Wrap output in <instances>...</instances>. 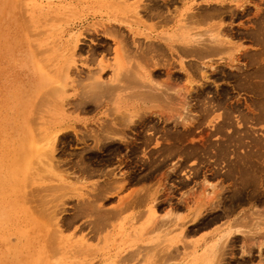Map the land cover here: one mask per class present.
Returning a JSON list of instances; mask_svg holds the SVG:
<instances>
[{"label":"rangeland","instance_id":"rangeland-1","mask_svg":"<svg viewBox=\"0 0 264 264\" xmlns=\"http://www.w3.org/2000/svg\"><path fill=\"white\" fill-rule=\"evenodd\" d=\"M116 1L18 0V3L14 0L12 13L0 17L3 23H0V264H51L52 261L55 264H260L261 260L264 264V246L261 250L258 248L264 243V0ZM24 4L25 8L21 7ZM191 12L197 14L189 20ZM94 28L98 29V34L92 33ZM203 30L208 31L201 33ZM185 31L200 32V38L206 34L205 40L218 32H226L232 42L228 43L230 48L223 43L226 48L221 46L225 49L218 45L200 47L219 49L217 52L211 50L204 58L199 53L185 55L182 49H187L188 45L181 35ZM175 35L180 37L175 38ZM73 36L81 39V49L75 52L77 68L67 80L66 96L79 100L90 96L88 86L92 79L88 73L106 67L105 62L108 68L102 76L110 80L112 88L90 109L74 107L68 98L55 99L65 105L61 108L51 98L50 102L55 105H46L53 110L42 107L46 116L41 108L39 110L45 104L41 103L37 110L44 113L43 116L40 113L43 120L53 117L77 120L76 127L84 132L87 143L76 141L73 135L74 141L56 148L45 145L43 148L40 147L43 144H39L40 157L36 159L32 155L31 170L20 175L16 172L23 164L21 147L13 143V138L19 134L17 125L26 122V110L19 99L30 79L28 65L37 61L32 46H38L39 58L46 59L48 67L53 69L70 56L68 43ZM9 39L12 43L3 47ZM116 39L125 42L122 45L127 50L123 51L130 55L119 53L120 46L125 47ZM203 39L201 41H205ZM245 49L256 51L245 52ZM231 56H235V62L229 60ZM122 57L130 59L129 66H124V71L131 66L130 76L141 67L145 76L134 73L140 83L133 79L134 74L132 78L126 73L118 76L116 60ZM151 61L158 64L157 68ZM124 64L127 65L126 61ZM199 67L210 75L204 76ZM149 69L155 81L148 74ZM148 80L156 84L150 87ZM157 81H161V86ZM84 83L89 90L82 86ZM157 86L161 87L158 93ZM180 86L189 88L183 90L187 94L178 90L183 89L178 88ZM147 87L151 88V95L147 94ZM140 89H145L142 91L145 96ZM178 97L180 101L184 97L187 99V103L182 100L183 109L176 106ZM167 100L173 101L170 102L171 111L165 109L170 107ZM142 103H146L145 107H150L151 103L152 107L148 108L152 110ZM56 105L62 111L55 109ZM138 114H145V121L140 126L128 127L127 116ZM87 132L100 136L107 132L114 136L124 135L126 140L116 137L114 141L97 146ZM35 159L40 164L38 161L35 164ZM10 176L13 179L10 180ZM135 189L136 195L133 194ZM130 195L132 198L126 197ZM49 224H53L52 231ZM259 224H263V228ZM233 226L245 232L231 234L234 236L230 235L225 248L218 249L214 256L208 248L220 242ZM54 228L60 231L59 242L55 240ZM52 248L59 252L54 253Z\"/></svg>","mask_w":264,"mask_h":264},{"label":"bare ground","instance_id":"bare-ground-1","mask_svg":"<svg viewBox=\"0 0 264 264\" xmlns=\"http://www.w3.org/2000/svg\"><path fill=\"white\" fill-rule=\"evenodd\" d=\"M13 1L14 0H0V17H4L5 18V16H7L8 14H11L12 13V3H13ZM16 1V0H15ZM19 1H23V0H19ZM116 1V0H115ZM123 1V0H122ZM140 1V0H139ZM17 2H18V0H17ZM19 3V2H18ZM59 3V2H58ZM112 3V2H111ZM115 3V2H114ZM116 3H117V1H116ZM115 3V4H116ZM120 3H121V1H120ZM119 3V4H120ZM23 4V3H22ZM80 4V3H79ZM194 4V3H193ZM192 4V5H193ZM81 5V4H80ZM191 5V6H192ZM21 6V5H20ZM123 6V5H122ZM190 6V10L191 11H194V9H193V7H191ZM19 7V6H18ZM21 7H24L25 8V4L24 5H22ZM169 7V6H168ZM174 7H175V5H174ZM129 8H131V7H129ZM176 8V7H175ZM239 8H243V6H239ZM124 9L125 10H127L125 7H124ZM177 9V8H176ZM19 10V9H18ZM25 10V9H24ZM104 11V10H103ZM153 11V10H152ZM176 11V10H175ZM20 12V11H19ZM66 12V11H65ZM169 12V11H168ZM170 12H171V10H170ZM136 13L137 14H140L139 12H138V10H136ZM172 13V12H171ZM114 14V13H113ZM177 13H175L174 15H176ZM196 14H197V12H191L190 13V15H189V20H190V18H192L193 19V17H195L196 16ZM166 15V14H165ZM131 16V15H130ZM133 16V15H132ZM173 16V15H172ZM127 17H129V16H127ZM139 17H141L140 15H139ZM174 17V16H173ZM186 17V16H185ZM24 18V17H23ZM23 18L21 17V19L23 20ZM60 18H62V17H60ZM124 18V17H123ZM167 18V17H166ZM204 18V17H203ZM209 18V17H208ZM3 19V18H2ZM44 19V18H43ZM126 19V18H125ZM128 19V18H127ZM138 19V18H137ZM146 19V18H145ZM160 19V18H159ZM188 19V18H187ZM195 19V18H194ZM42 20V19H41ZM63 20V19H62ZM107 20V19H106ZM108 20H110V19H108ZM132 20V19H131ZM141 20V19H140ZM183 20V19H182ZM185 20V19H184ZM223 20V19H222ZM222 20L220 21V22H222ZM29 21H31V20H29ZM56 21V20H55ZM128 21V20H127ZM133 21V20H132ZM174 21V20H173ZM187 21V20H186ZM192 22H193V20H191ZM213 21H215V20H213ZM218 21V20H217ZM224 21V20H223ZM146 21L144 20V23H145ZM196 22V21H195ZM198 23H199V21H197ZM205 22H207V20L205 21ZM220 22H216V23H220ZM0 23H2V22H0ZM24 23H26V22H24ZM164 23V22H163ZM162 23V24H163ZM189 23H191V22H189ZM198 23H197V25H198ZM207 23H210V22H207ZM215 23V24H216ZM3 24V23H2ZM29 24V23H28ZM28 24H27V26H28ZM102 24V23H101ZM128 24V23H127ZM156 24V23H155ZM188 23H185V25H187ZM191 24H193V23H191ZM191 24H188L187 26L190 28L192 25ZM206 24V23H205ZM263 24V23H262ZM55 25V24H54ZM74 25V24H73ZM131 25V24H130ZM146 25V24H145ZM150 25V24H149ZM159 25V24H158ZM160 25H161V23H160ZM165 25H167V24H165ZM184 25V28H186L187 26H185ZM217 25V24H216ZM216 25H213V27L214 26H216ZM231 25V24H230ZM102 26H103V24H102ZM140 26V25H139ZM152 26H154V25H152ZM157 26V25H156ZM183 26V25H182ZM232 26V25H231ZM264 26V25H263ZM31 27V26H30ZM137 27V26H136ZM155 27V26H154ZM180 28H181V26H179ZM219 26H216V28H218ZM191 28H194V27H191ZM196 28V27H195ZM216 28L215 29H213V28H211V29H213V30H216ZM93 29V28H92ZM179 29V28H178ZM223 29V28H222ZM262 29V28H261ZM261 29H259V30H261ZM7 30V29H6ZM19 30V29H18ZM47 30V29H46ZM91 30V29H90ZM209 30V29H208ZM207 30V31H208ZM20 31V30H19ZM106 31V30H105ZM205 31L206 30H203V31H201V33H205ZM207 31H206V33H207ZM221 31V30H220ZM29 32H31V31H29ZM42 32V31H41ZM210 32V31H209ZM8 33V32H7ZM38 33V32H37ZM43 33V32H42ZM92 33H99V31H98V29H96V28H94V31L92 32ZM106 33V32H105ZM113 33V32H112ZM192 33H197V35H199V33L198 32H192ZM192 33H190V32H188V31H185L183 34H181L182 35V38L184 39V41H185V43L188 45V47H187V49L184 51V52H186V54H192V53H199L200 54V57H202V58H204V57H206L207 56V53L208 52H210L212 49H199L200 47H203V48H205V46H207L208 48H215V46L217 47V45H218V47H222V46H224V44L223 43H227V46L226 47H229L228 46V43H230V42H232V37L230 36V35H227V34H225V33H222V32H218V34H215V35H212L211 36V39L210 40H205V38H204V36L206 35V34H204L203 35V37H201L200 38V36H202V35H199V36H197V38H200V39H197L195 36L196 35H192ZM200 33V34H201ZM0 34H1V32H0ZM26 34V33H25ZM28 34V33H27ZM108 34V33H107ZM123 33H121V35H122ZM213 34V33H212ZM9 35V34H8ZM32 35V34H31ZM75 35V34H74ZM135 35V34H134ZM179 35V34H178ZM24 36V35H23ZM112 36V35H111ZM123 36H124V34H123ZM135 36H137V35H135ZM157 36H159V35H157ZM264 36V35H263ZM22 37V36H21ZM155 37V36H154ZM160 37H162L161 35H160ZM172 37H174V35L172 36ZM180 36H177V35H175V38H179ZM17 38H19V36L17 37ZM152 38V37H151ZM164 38H166L167 39V37L165 36ZM204 38V39H203ZM206 38H208V37H206ZM19 39H21V38H19ZM119 39H120V37H119ZM118 39V40H119ZM153 39V38H152ZM201 39H203V40H205V41H201ZM10 40V41H9ZM9 40H5V43H4V45L5 46H3V47H7V45L9 44L8 42H11L12 43V41H11V39H9ZM44 40V39H43ZM70 41H69V53H71L70 54V56L68 57V58H65V59H63V60H61V63H59V67H56L55 66V68H53V69H50L49 67H48V64H47V61H46V59H44V58H39L40 56H39V52H38V50H37V45H33V43H32V48H33V51L35 52L34 54L36 55V59H37V61H36V63L35 64H31V65H28V67H29V70H28V73H29V75H30V79H28L29 80V82L27 83V84H25V89H24V91H23V93L20 95V102L22 103V105L24 106V108H25V115H26V119H25V121L26 122H21V123H19V125H17V127H16V131H18V129H19V134L16 136V137H14L13 138V143L14 144H16L17 146H19V147H21V149H20V151H21V155H22V158H23V161H22V165L20 166V167H18L17 168V172L16 173H20V175H23L24 176V174H26V172L27 171H29V168H30V170H31V164L33 165V156H36L35 158L37 159V157H40V152H39V150H40V147H43L44 145L45 146H48V148H56V147H58V145H60V144H63V143H66V142H68V141H74L75 139L73 138V135H75V137H76V141H79V142H83V143H87V138L85 137L86 135L84 134V132H80L79 130H78V128L76 127V122H77V120H73V119H69V118H61V117H59V118H55V117H53V119H47V120H43V118H42V116H43V114L45 113V110L43 111L42 110V107H44V109H45V106H49L50 104H52L53 103V101H52V103L50 102V99L51 98H53V100L55 101L54 103L55 104H60L59 102H56V100H64V99H66V98H68L69 99V102H71L72 104H73V106L74 107H77V108H79V109H90V108H92L93 106H96L97 104H98V102H99V100H101L100 98L101 97H103V96H105V95H107L109 92H110V88H112V83L110 82V80H105L104 78H103V76H102V73L104 72V71H106L107 70V68H108V64H106L107 62H105L104 63V65H106V67L104 66V67H99V69L96 71H91L90 73H88V76H90L91 77V79H92V81H89V82H87V83H89V86H88V84L87 83H84V84H82V86L83 85H85V87H86V85L88 86V88H90V90L87 88V89H85V90H89L90 92H91V95L90 96H87V97H85V98H83V99H81V100H79L78 98H75V97H73V96H70V97H67L66 96V91H68L67 90V87H66V85H67V80L70 78V75H71V73H72V71H75L76 70V68H77V65H76V59H75V52H76V50L77 49H81V46L79 45V42L81 41V39H79V37H72V39H69ZM263 40V39H262ZM116 41H117V39H116ZM151 41V40H150ZM158 41V40H157ZM207 41V42H206ZM209 41V42H208ZM26 42V41H25ZM118 43H119V45L121 44H124L125 45V42L123 43V41L121 40V42L122 43H120V41H117ZM149 42V41H148ZM159 42V41H158ZM161 42V41H160ZM150 43V42H149ZM67 44V45H68ZM174 44H176V43H174ZM196 44V45H195ZM216 44V45H215ZM223 44V45H222ZM16 45H17V43H16ZM16 45H14L15 47H16ZM42 45V44H41ZM41 45H39V46H41ZM134 45V44H133ZM153 45V44H152ZM172 45V44H171ZM186 45V46H187ZM222 45V46H221ZM13 46V47H14ZM29 46V45H28ZM43 46V45H42ZM123 46V45H122ZM136 46V45H135ZM182 46V45H181ZM224 46V47H225ZM231 46V45H230ZM18 47V46H17ZM123 47H125L124 49L120 46V48H119V53L121 54L122 53V56H123V54L125 55V53H127V52H125L124 53V51L123 50H127V48H126V46H123ZM166 47H168L167 45H166ZM224 47H222V49L224 48ZM225 47V48H226ZM19 48V47H18ZM144 48H145V46H144ZM186 48V47H185ZM224 48V49H225ZM230 48V47H229ZM1 49V48H0ZM10 49V48H9ZM16 49V48H15ZM34 49H36V50H34ZM42 49H45V48H42ZM48 49V48H47ZM131 49V48H130ZM228 49V48H227ZM12 50H13V48H12ZM120 50H122V51H120ZM148 50V49H147ZM155 50V49H154ZM178 50V49H177ZM215 50H217V49H215ZM246 50V49H245ZM248 50V49H247ZM14 51V50H13ZM31 51V50H30ZM139 51V50H138ZM145 51V50H144ZM223 50H221V52H222ZM32 52V51H31ZM146 52V51H145ZM225 52V51H224ZM223 52V53H224ZM240 52H243V49H241L240 50ZM13 53V52H12ZM11 53V54H12ZM18 52H16V54H17ZM134 53H136V52H134ZM141 53H142V51H141ZM162 53V52H161ZM220 53V52H219ZM5 54V53H4ZM10 54V53H9ZM33 54V55H34ZM40 54L42 55V51H40ZM128 54V53H127ZM152 54H156V53H152ZM14 55H15V53H14ZM20 55V54H19ZM128 55H130V54H128ZM234 55V54H233ZM232 55V56H233ZM236 55V54H235ZM15 56H17V55H15ZM67 56V55H66ZM149 56V55H148ZM162 56V55H161ZM178 56V55H177ZM230 57V59L229 58H227V59H229L230 61H232V62H235V56L234 57ZM21 57V56H20ZM19 57V58H20ZM25 57V56H24ZM130 59H131V57L130 56H128ZM128 57H122V60H120L119 59V61H117L116 60V62H118L119 64L117 65L116 64V66H115V69H116V67H117V74H118V76L121 74V73H126V76H130L129 75V72H131V66L130 67H128L127 68V70L126 71H124L126 68L125 67H127V66H129L128 64H129V62L128 61H130V59H128V61H127V58ZM151 57V56H150ZM16 58V57H15ZM33 58H34V56H33ZM100 58V57H99ZM108 58V57H107ZM125 58H126V60H125ZM166 58V57H165ZM6 59V58H5ZM26 59V58H25ZM60 59V58H59ZM109 59V58H108ZM152 59V61H153V59L154 58H151ZM159 59V58H158ZM221 59H222V57H221ZM225 59V58H224ZM32 60V59H31ZM80 61H81V59H79ZM110 60V59H109ZM126 61V64L127 65H125L124 64V62ZM141 60H143L142 58H141ZM165 60V59H164ZM35 61V60H34ZM106 61H108V60H106ZM122 61H124L123 63H122ZM151 61V62H152ZM154 61H155V59H154ZM157 61V60H156ZM238 61V60H237ZM3 62H6V61H3ZM115 62V61H114ZM134 62V61H133ZM138 62V61H137ZM163 62V61H162ZM165 62V61H164ZM183 62L184 61H182L181 63L183 64ZM20 63V62H19ZM99 63H101V62H98V64ZM148 63V62H147ZM153 63V62H152ZM172 63V62H171ZM176 63H178V62H176ZM7 64V63H6ZM111 64H112V61H111ZM140 64H142L141 66H143V63H141L140 62ZM229 64V63H228ZM22 65V64H21ZM25 65V64H24ZM51 65V64H50ZM113 65H115V63L113 64ZM132 65H133V63H132ZM136 65V67H137V69H138V64L136 63L135 64ZM152 65H154V67H156V65H158V64H156V62H154ZM222 65V64H221ZM7 66V65H6ZM111 66V65H110ZM109 66V67H110ZM125 66V67H124ZM149 67H151L150 65H148ZM163 66V65H162ZM168 66H170V65H168ZM229 66L230 67H232V68H234V66H231L230 64H229ZM21 67V66H20ZM26 67V66H25ZM132 67H134V66H132ZM164 67V66H163ZM216 67V66H215ZM238 67V66H237ZM240 67V66H239ZM10 68V67H9ZM17 68H19V67H17ZM22 68V67H21ZM131 70H130V69ZM140 69H141V67H139ZM143 69H144V66L142 67ZM157 68V67H156ZM200 68V67H199ZM203 68V67H202ZM202 68H200V70L202 71V73L204 74V76H208V75H210V74H208L207 73V71L206 70H204V69H202ZM210 68V67H209ZM25 69H27V67L25 68ZM135 69V68H134ZM139 69V70H140ZM151 69H152V67H151ZM170 69V68H169ZM196 69H198V68H196ZM213 70H215L216 68H212ZM17 70V69H16ZM15 70V71H16ZM137 71V70H134V72H133V74L135 73V74H137L138 72H139V74H140V76L142 77V75L143 76H145V74H142L141 72H143V71ZM145 70V69H144ZM180 70H182L181 68H180ZM136 71V72H135ZM17 72V71H16ZM15 72V73H16ZM147 72H148V69H147ZM167 73H169L168 72V70L166 71ZM127 73H128V75H127ZM18 74V73H17ZM75 74V73H74ZM114 74V73H113ZM132 74V73H131ZM131 75V76H134V75ZM149 75H150V77L152 78V76H151V74H150V69H149V73H148ZM122 75V74H121ZM120 75V76H121ZM167 76H168V74H166ZM4 76V75H3ZM27 76V75H26ZM114 76H115V74H114ZM130 76V77H131ZM136 76L137 75H135V78H133V79H137L136 81H135V83L136 82H138V83H140V79L139 78H136ZM19 77V76H18ZM116 77V76H115ZM125 77V76H124ZM130 77H126V78H130ZM147 77V76H146ZM168 77H170V76H168ZM20 78V77H19ZM29 78V77H28ZM88 78V77H87ZM108 78H109V76H108ZM132 78V77H131ZM130 78V79H131ZM150 78V79H151ZM163 78V77H162ZM165 78V77H164ZM164 78H163V80H164ZM82 79H84V78H82ZM89 79V78H88ZM109 79H111V78H109ZM154 81H155V79H154V77L152 78ZM119 80H121V78L119 79ZM132 80V79H131ZM143 80H144V78H143ZM143 80H141V84L143 83L144 84V82H142ZM147 80V79H146ZM162 80V79H161ZM162 80V81H163ZM165 80H167L166 78H165ZM169 80V79H168ZM167 80V81H168ZM25 81H27V80H25ZM73 81H74V79H73ZM75 81H77V80H75ZM123 81V80H122ZM149 81V83H147ZM148 81H145L147 84H149L150 85V87L152 86V85H155L154 83H152V84H150V81H152V80H148ZM170 81V80H169ZM172 81V80H171ZM16 82V81H15ZM70 82V81H69ZM119 82V81H118ZM125 82V81H124ZM189 82V81H188ZM137 83V84H138ZM157 83H158V85H160L161 86V81L160 82H158L157 81ZM165 83L166 82H163V84L165 85ZM167 83H169V82H167ZM167 83H166V85H167ZM4 84V83H3ZM118 84V83H117ZM125 83H123V86H125L124 85ZM142 84V85H143ZM191 84V83H190ZM115 85V84H114ZM120 85V82H119V84H118V86ZM145 85V84H144ZM163 85V86H164ZM169 85H171L170 83H169ZM173 85V84H172ZM186 85V84H185ZM192 85V84H191ZM190 85V86H191ZM201 85H202V83H201ZM117 85H116V87H118ZM123 86H122V84H121V88H123ZM137 86H139V84L137 85ZM147 86V85H146ZM188 86V85H187ZM187 86H185V87H187ZM81 87V86H80ZM114 87V86H113ZM127 87H128V85H127ZM131 87H132V84H131ZM140 87V86H139ZM138 87V88H139ZM144 87V86H143ZM142 87V88H143ZM154 87H156V86H154ZM153 87V88H154ZM158 87V86H157ZM184 86H180V87H178V88H183L182 90L181 89H178L179 91H182L183 93H185L184 91H185V89L186 90H188L189 88H185ZM193 87V86H192ZM75 88V87H74ZM129 88V87H128ZM141 88V87H140ZM159 89H157L156 91H157V93L158 92H160V91H158V90H160V88L161 87H158ZM76 89V88H75ZM124 89H126V88H124ZM131 89V88H130ZM133 89V88H132ZM131 89V90H132ZM147 89H148V87L146 88V91H147ZM163 89V88H162ZM165 89V88H164ZM192 90H193V88H191ZM18 90V89H17ZM78 90V89H77ZM76 90V91H77ZM85 90H83L84 92H85ZM130 90V91H131ZM149 90V89H148ZM150 90H151V88H150ZM149 90V92L147 93V94H149V95H151V91ZM184 90V91H183ZM79 91V90H78ZM118 91H119V89H118ZM136 91V93H138V91L137 90H135ZM134 91V92H135ZM140 91L142 92H145V89L143 90H141L140 89ZM139 91V92H140ZM155 90H153V92H156ZM175 91H177V90H175ZM174 91V92H175ZM80 92H82V91H80ZM88 92V91H87ZM121 92H123V91H121ZM143 92H142V94H143ZM173 92V93H174ZM178 92V91H177ZM188 93H191V92H189V91H187ZM127 93V92H126ZM136 93H134V94H136ZM163 93V92H162ZM168 93V92H167ZM179 94L181 93V92H178ZM177 93V94H178ZM140 94V93H139ZM145 94V93H144ZM143 94V95H144ZM152 94H154V93H152ZM156 94V93H155ZM178 94V95H179ZM185 94H187V93H185ZM160 95V94H159ZM162 95V94H161ZM163 95H164V93H163ZM170 95V94H169ZM174 95H175V93H174ZM177 95V96H178ZM181 95V94H180ZM179 95V96H180ZM19 96V95H18ZM129 96H131V95H129ZM132 96H134V95H132ZM131 96V97H132ZM142 96V95H141ZM145 96V95H144ZM171 96V95H170ZM182 96V95H181ZM180 96V99L182 98ZM184 96V95H183ZM107 98H108V96H106ZM113 97H115V96H113ZM186 97V96H185ZM185 97L182 99V100H184L185 99ZM111 98V97H110ZM109 98V99H110ZM132 98H134V97H132ZM171 98V97H170ZM187 98V97H186ZM56 99V100H55ZM113 99V100H112ZM166 99H168V97L166 98L165 97V100ZM178 99H179V97H178ZM180 99H179V102H180V104L178 105V103H177V105L176 106H180V105H182L181 103H182V100L180 101ZM49 100V102H47ZM52 100V99H51ZM111 101H114V98H111L110 99ZM129 100V99H128ZM141 100V99H140ZM146 100V99H145ZM162 100V99H161ZM187 100V99H186ZM186 100H184V102H186ZM66 101H68V100H66ZM65 101V102H66ZM157 101H159V99H157ZM164 101V100H163ZM168 101V100H167ZM167 101H165V102H167ZM110 102V101H109ZM115 102V101H114ZM141 102H143V99L141 100ZM145 102V101H144ZM169 102V101H168ZM167 102V103H168ZM170 102H173V101H171L170 100ZM169 102V103H170ZM176 102H177V99H176ZM175 101H174V103H176ZM20 103V104H21ZM41 103H45L44 104V106L42 105V106H40V104ZM46 103L48 104L49 103V105H46ZM112 103V102H111ZM187 103V102H186ZM185 103V104H186ZM54 104V105H55ZM68 104V103H67ZM143 105H144V103H142ZM164 104H166V103H164ZM163 104V105H164ZM53 104L51 105L52 107L54 106ZM69 105H71V104H68V106ZM145 105H146V103H145ZM145 105H144V107H145ZM160 105H161V103H160ZM184 105V104H183ZM207 105V104H206ZM38 106H40L39 107V110H40V108H41V110L40 111H42V112H44V113H42V112H40L39 110H37L38 109ZM50 106V107H51ZM61 108H62V106H65V105H63V104H60L59 105ZM124 106V105H123ZM156 107H157V105H155ZM167 106V105H166ZM172 106H173V103H172ZM176 106L175 107H173L174 108V110H176ZM211 106V105H210ZM50 107H48L50 110L52 109V108H50ZM56 107H57V105L55 106V109H56ZM149 106H147V107H145L146 109H148V110H152V108L151 109H149L150 107H152V105H151V103H150V107L148 108ZM158 107H160L159 105H158ZM165 108V106H161V108ZM58 109H59V107H57ZM61 108L59 109V110H61ZM111 108H113V107H111ZM145 108H144V111H146L145 110ZM153 108H155L154 107V105H153ZM178 109H179V107H177ZM180 108H181V106H180ZM184 108V107H183ZM183 108H181V109H183ZM65 109V108H64ZM116 109V108H115ZM166 110H170L171 111V103H170V107H169V109L168 108H165ZM53 110V109H52ZM130 110V109H129ZM173 110V109H172ZM173 110V111H174ZM46 111H47V109H46ZM54 111H56V110H54ZM62 111V110H61ZM102 111V110H101ZM112 111H114V113L116 112L115 110H114V108H113V110ZM140 111V110H139ZM68 112H69V110H68ZM125 112V111H124ZM141 112V111H140ZM155 112V111H154ZM160 112V111H159ZM179 112V111H178ZM177 112V113H178ZM40 113H42V116L40 115ZM47 113H49L48 111H47ZM61 113V112H60ZM59 113V114H60ZM113 113V114H114ZM125 113H127V112H125ZM137 113H139L138 111H137ZM164 113V112H163ZM173 113V112H172ZM46 114V113H45ZM170 114H171V112H170ZM48 115H50V114H48ZM122 115V114H121ZM128 115L130 116V113L128 112ZM45 116V115H44ZM46 116H47V114H46ZM51 116V115H50ZM120 116V115H119ZM123 116V115H122ZM121 116V117H122ZM129 116H127L128 118V127H130L131 128V126H140V124H142L145 120V114H138V115H134V116H131V117H129ZM167 116V115H166ZM115 117H116V115H115ZM161 118V117H160ZM101 119H103V118H101ZM103 120H105V119H103ZM125 120H126V118H125ZM179 120V119H178ZM183 120H181V122H182ZM127 122V121H126ZM125 122V123H126ZM180 122V121H179ZM212 122V121H211ZM217 122V121H216ZM178 123V122H177ZM184 124H186V122H183ZM213 123H215V122H213ZM239 123V122H238ZM192 124V123H191ZM216 124V123H215ZM187 125V124H186ZM184 126V125H183ZM189 126V125H188ZM94 129V128H93ZM93 129H91V131H93ZM110 129V128H109ZM213 129H214V127H213ZM111 130H113V128L111 129ZM100 132V131H99ZM82 133V134H81ZM112 133V132H111ZM87 136L88 137H93L95 140H94V142H96V145L97 146H99V145H101V144H106V142H109V141H114V139H116V137L119 139V140H121V141H125L126 140V136H124V135H122V136H120L119 134H118V136L115 134V136L114 135H112V134H109L108 132L107 133H105L103 136H100L99 134H94L93 132L91 133V132H87ZM156 136H158V135H156ZM249 140V139H248ZM227 142V141H226ZM41 145V144H43L42 146H38V145ZM76 146V145H75ZM94 147V146H93ZM43 148H46V147H43ZM36 150H37V152H36ZM144 150V149H143ZM23 153V154H22ZM49 153V152H48ZM51 153V152H50ZM49 153V154H50ZM44 154V153H43ZM33 155V156H32ZM39 155V156H38ZM41 155H42V153H41ZM51 156H52V153H51ZM259 156V155H258ZM42 157H43V155H42ZM54 157V156H53ZM21 158V159H22ZM182 158V157H181ZM35 159V160H36ZM42 159V158H41ZM44 159V158H43ZM51 159V158H50ZM179 159V158H178ZM256 159V158H255ZM54 159H52V161H53ZM38 160H36L35 161V164H36V162H37ZM51 161V163H53ZM257 161V160H256ZM39 162V161H38ZM38 162H37V164H38ZM42 162V164H44L43 162V160L41 161ZM46 162V161H45ZM31 163V164H30ZM39 164H40V162H39ZM46 164H47V162H46ZM262 164V163H261ZM177 165V164H176ZM0 166H1V164H0ZM50 166H51V164H50ZM39 169V168H38ZM1 170V169H0ZM35 170V169H34ZM172 170H175V167L172 169ZM58 171H60V170H58ZM92 171V170H91ZM12 172V171H11ZM35 172V171H34ZM41 172V171H40ZM32 174V173H31ZM41 175V174H40ZM33 176H34V174H33ZM116 176V175H115ZM7 177V176H6ZM37 177V176H36ZM45 177V176H44ZM13 179L11 176L9 177V179ZM15 178H16V174H15ZM47 178V177H46ZM115 178V177H114ZM9 179H8V181H9ZM10 179V180H11ZM121 179V178H120ZM16 180V179H15ZM13 181V180H12ZM27 181H29V178H28V180ZM123 182V181H122ZM121 181H120V183H122ZM119 183V182H118ZM118 183H116V184H118ZM4 184V183H3ZM60 186V185H59ZM59 186H57V187H59ZM67 186V185H66ZM145 186V185H144ZM54 188V187H53ZM67 188V187H66ZM143 187H141L140 189H142ZM21 190V189H20ZM138 190V189H137ZM134 191V190H133ZM132 191V192H133ZM135 191H136V189H135ZM138 191H140V190H138ZM145 191H146V188H145ZM141 192V191H140ZM21 193H22V190H21ZM137 194V191L136 192H134L133 194ZM148 193H149V191H148ZM28 194V193H27ZM33 194V193H32ZM63 194V193H62ZM135 194V195H136ZM31 195V194H30ZM58 195H61V194H58ZM38 196V195H37ZM107 196V195H106ZM206 196V195H205ZM127 198L128 197H131L132 198V195H130V196H126ZM34 198V197H33ZM40 198V197H39ZM61 198V197H60ZM144 198H146V197H144ZM209 198V197H208ZM130 199V198H129ZM211 199V198H210ZM28 200H29V198H28ZM156 200V199H155ZM154 200V201H155ZM209 200V199H208ZM213 200V199H212ZM40 201L41 202H45L44 204L46 205L47 203H46V201L45 200H42V199H40ZM126 202L128 201V199L127 200H125ZM124 201V202H125ZM98 202V201H97ZM125 202V203H126ZM146 202V201H145ZM48 203H50V202H48ZM92 203V202H91ZM121 203V205L120 206H122V201L120 202ZM130 203V202H129ZM155 203V202H154ZM92 205V204H91ZM48 206H49V204H48ZM57 206V205H56ZM126 206V205H125ZM154 206V205H153ZM54 207V206H53ZM97 207H100V206H98L97 205ZM123 207V206H122ZM45 208H47V207H45ZM101 208V207H100ZM103 208V207H102ZM121 208V207H120ZM48 209V208H47ZM54 209V208H53ZM115 211H116V209H114ZM118 210V209H117ZM52 212V211H51ZM5 213V212H4ZM55 213V212H54ZM170 213H172L171 211H170ZM199 213V212H198ZM200 214V213H199ZM242 214V213H241ZM168 215H169V213H168ZM110 216V215H109ZM252 216H254V215H252ZM40 217V216H39ZM251 217V216H250ZM261 217V216H260ZM41 218V217H40ZM152 218V217H151ZM168 218V217H167ZM253 218V217H252ZM251 218V219H252ZM255 218H257V217H255ZM262 218V217H261ZM264 218V217H263ZM161 219V218H160ZM244 219V218H243ZM163 220V219H162ZM245 220V219H244ZM247 220V219H246ZM255 220V219H254ZM52 221H53V219H52ZM149 221H151L150 219H149ZM262 221V220H261ZM54 222V221H53ZM164 222H165V220H164ZM163 222V223H164ZM244 223H246L245 221H243ZM255 222V221H254ZM239 223V222H238ZM251 223H252V221H251ZM255 223H257V222H255ZM57 224V223H56ZM157 224V223H156ZM233 224V223H232ZM240 224V223H239ZM247 224V223H246ZM245 224V225H246ZM264 224V223H263ZM262 224V225H263ZM161 225V224H160ZM243 225V224H242ZM262 225H260L259 224V227H261ZM49 226L51 227V230H50V228H49V230L50 231H52V226H53V224H52V226L49 224ZM163 226V225H162ZM241 226V225H240ZM254 226V225H253ZM264 226V225H263ZM100 227V226H99ZM161 227V226H160ZM164 227V226H163ZM167 227V226H166ZM165 227V228H166ZM238 227V226H237ZM235 228L234 229V226L231 228H229V230L226 232V234L225 235H223V237L221 238V241L220 242H218V243H215V244H213L212 245V247L210 246V248H208V250L211 252L212 251V254L214 253V256H216L217 255V253L219 252V250H220V248L221 247H223V248H225L224 246L227 244V240H229L230 239V237L232 236L231 234H238L239 232H241V233H244L245 232V230H244V232H242V229H241V227L239 228ZM251 227H252V225H251ZM257 227H258V223H257ZM58 228V227H57ZM162 228V227H161ZM242 228H243V226H242ZM253 228V227H252ZM261 228H263V227H261ZM55 229V228H54ZM154 229V228H153ZM49 231V232H50ZM260 231V230H259ZM263 231V230H262ZM258 232V231H257ZM47 233V232H46ZM59 233H60V231L58 230V229H55V232H54V235L55 236H57V237H55V236H53V234H49L48 233V236L49 235H52L51 237H55L56 239L55 240H57L58 242H59ZM42 234H44L43 232H42ZM41 234V235H42ZM167 234V233H166ZM27 235V234H26ZM231 235V236H230ZM233 235V236H234ZM48 236H45V240H47V238H48ZM232 236V237H233ZM25 237V236H24ZM51 237H50V239H51ZM229 237V238H228ZM170 238V237H169ZM49 239V240H50ZM256 239V238H255ZM155 240V239H154ZM161 240V239H160ZM57 241H54V242H57ZM50 242V241H49ZM57 242V243H58ZM63 242V241H62ZM159 242V241H158ZM252 242H254V240H252ZM56 243V244H57ZM243 243H245V242H243ZM247 243V242H246ZM249 243V242H248ZM50 244H51V242H50ZM80 244H83V243H80ZM160 244H161V242H160ZM160 244H158V245H160ZM254 244V243H253ZM264 243L263 242H261V244L259 245V249L261 250V247L262 246H264L263 245ZM47 245V244H46ZM52 245V244H51ZM168 245V244H167ZM57 246V245H56ZM85 246V245H84ZM154 246V245H153ZM244 246H245V244H244ZM52 247V246H51ZM58 248H59V246H57ZM61 247V246H60ZM161 247V246H160ZM47 248V247H46ZM163 248V247H162ZM243 248V247H242ZM53 249V248H52ZM219 249V250H218ZM243 249H245V248H243ZM45 250V249H44ZM47 250V249H46ZM54 250V249H53ZM53 250H51V252L53 251ZM148 250V249H147ZM208 250H206L207 251V253H208ZM223 250V249H222ZM56 251V248H55V250L53 251L54 253H57V251ZM61 251V250H60ZM76 251V250H75ZM29 252V251H28ZM52 252V255H54V253ZM59 252V251H58ZM149 252V251H148ZM158 252V251H157ZM209 252V253H210ZM221 252V251H220ZM261 252V251H260ZM27 253V252H26ZM42 253V252H41ZM208 253V254H209ZM244 253L245 254H248V252L246 253V251H244ZM158 254H159V252H158ZM260 254V253H259ZM51 255V256H52ZM56 255V254H55ZM58 255V254H57ZM163 255V254H162ZM167 255V254H166ZM220 255V254H219ZM223 255V254H222ZM219 257H221V255L219 256ZM223 257V256H222ZM260 257V256H259ZM26 258V257H25ZM45 258V257H44ZM49 258V257H48ZM53 257H51V259H52ZM55 258H56V256H55ZM54 258V259H55ZM41 259H42V261H41ZM144 259H145V257H144ZM26 260V259H25ZM30 260V259H29ZM49 260H50V258H49ZM56 260V259H55ZM57 260H58V256H57ZM40 261L41 262H44L43 261V258H40ZM50 261H52V260H50ZM49 262V261H48ZM215 262H217V260L215 261ZM50 263V262H49ZM56 263V262H55ZM55 263H53V261H52V263L51 264H55ZM262 263V260H261V262H260V264ZM40 264H42V263H40ZM263 264V263H262Z\"/></svg>","mask_w":264,"mask_h":264},{"label":"crops","instance_id":"crops-1","mask_svg":"<svg viewBox=\"0 0 264 264\" xmlns=\"http://www.w3.org/2000/svg\"><path fill=\"white\" fill-rule=\"evenodd\" d=\"M182 50H183V53L186 55V52H184L186 49H182ZM212 51L213 52H215V51L217 52V51H219V49H217V50L212 49ZM247 51L249 52V51H256V50L255 49H248V50L246 49L245 52H247Z\"/></svg>","mask_w":264,"mask_h":264}]
</instances>
